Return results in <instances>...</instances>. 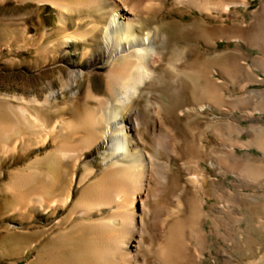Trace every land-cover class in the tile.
I'll list each match as a JSON object with an SVG mask.
<instances>
[{
  "label": "rangeland",
  "instance_id": "obj_1",
  "mask_svg": "<svg viewBox=\"0 0 264 264\" xmlns=\"http://www.w3.org/2000/svg\"><path fill=\"white\" fill-rule=\"evenodd\" d=\"M24 1L0 2V120H15L6 98L17 103L18 96L31 99L39 95L44 98L55 89L58 96L53 101V108L62 109H44L45 116L54 125L53 121L61 117L75 116L71 105L63 108L68 97L62 91L65 90L64 82L71 79L70 62L76 60L72 55L78 58L77 62H81L80 55L85 57V48L80 44L71 53L59 46V42L52 48L44 47L50 36L47 26L57 25L56 9L47 3L33 1L23 4ZM262 5L264 0H248L234 5L224 17L220 12L208 15L190 4L166 0L165 5L155 6L143 18L145 32L155 25L160 28L158 42L164 50L165 60L159 66L151 90L157 94L154 100L162 104L165 125L174 137L172 149L175 150L173 155L158 153L162 161L171 163L170 181L149 197L152 205L165 209L166 237L171 238L174 228L176 234L182 236L184 253L190 263L196 261L194 252L199 247L204 252L199 264H264V151L259 141L264 135ZM222 18L226 19V24ZM73 23L70 22L71 28L75 26ZM164 32L167 33L165 40ZM222 34L230 38H220ZM232 35L240 36L236 39ZM178 49H183L184 53L179 62L181 71L175 74L168 62ZM218 52L223 54L216 60L213 55ZM102 55L103 50L93 61L99 60ZM87 63L85 68L91 72L94 83L105 88L110 66L94 67L91 60ZM194 70L204 77L210 75L214 81L221 77L216 94L219 86H223L224 95H216L212 108L189 109L190 105H197L196 94L198 97L204 95L203 88L195 84ZM84 82L78 103L80 106H84L88 84L86 80ZM239 96L244 98L238 101ZM21 102L26 101L23 99ZM145 103V98L138 102L144 111ZM154 124L149 129L140 126L145 147L153 153L156 147L151 131L154 128L164 131L158 123ZM28 132V127L22 126L19 133L13 136L18 140V148L0 153V264H40L38 252L41 243L37 228L45 227L47 238L63 230L65 227L59 219H63L74 205L59 208L56 213L53 210L42 213L32 207L27 214H21L14 208L18 201L5 188L11 179V172L30 163L39 164L35 160L54 150L62 140L73 141L69 137L58 139L55 136L57 133L54 135L51 130L46 141L45 134H41L38 137L40 141L37 143L32 138L35 142L27 148L24 146L27 141L22 142V139ZM239 140L251 143L241 145ZM232 143H237L235 152L238 157L227 152L231 150ZM101 152L100 146L95 145L84 153L79 166L75 167L71 161L55 193L61 187L65 191L72 189L78 199L83 188L102 173L105 165ZM224 153H227L228 163L223 159ZM240 161L255 165L259 174L246 176V172L245 175L240 174L229 166L230 162ZM85 164L96 166L97 171L80 183ZM195 173L200 183L192 180L191 175ZM174 193H180L182 208L177 214L181 220L172 228L171 223L177 215L170 216L167 211L176 205L177 196ZM199 198L206 200L201 203ZM199 210L203 215L198 214ZM50 245L58 258H74L76 254L72 248L80 245V237L75 233L68 237L64 235ZM184 264H187L186 261Z\"/></svg>",
  "mask_w": 264,
  "mask_h": 264
},
{
  "label": "bare ground",
  "instance_id": "obj_2",
  "mask_svg": "<svg viewBox=\"0 0 264 264\" xmlns=\"http://www.w3.org/2000/svg\"><path fill=\"white\" fill-rule=\"evenodd\" d=\"M5 1L0 0L1 3ZM33 1L53 6L58 16L57 25L46 28L50 36L44 47L52 48L59 42V46L69 49L71 53L80 44L85 48L83 51L85 57L80 55L81 62H77L78 58L72 55L76 60L70 62L71 79L64 82L65 90L62 91L63 95L68 97V102L63 108L71 105V111L75 116L61 117L53 121L54 125L50 124L49 118L45 116V110L62 109L53 108V101L57 99L58 93L52 89L44 98L39 95L31 99L18 96L17 103L6 98L5 101L15 120H0V153L15 151L18 148V140L13 136L19 133L22 126L29 129L28 135L22 137V142L27 141V144H24L27 148L34 144L32 138L38 143L41 134H45L46 141L51 130L54 135L57 133L55 136L58 139L69 137L73 140L70 142L62 140L54 150L35 160V163L39 164L30 163L11 172V179L5 187L18 201L14 208L21 214H27L32 207L42 213L50 210L56 213L59 208L74 204L70 212L63 219H59L60 224L65 227L63 230L54 232L47 238L45 227L37 228L38 240L41 243L38 262L184 264L186 261L187 264H199L204 252L198 247L194 252L196 261L190 263L184 253L182 236L176 234L174 228L171 238L166 237L165 209L152 205L149 197L150 194L155 195L157 189H162L170 181L171 163L162 161L158 153L173 155L175 152L172 149L174 137L171 130L166 128L162 104L154 100L157 94L151 90L156 82L159 66L165 60L164 50L158 42L160 28L155 25L145 32L142 26L144 16H147L155 6L165 5L166 0H25L23 4ZM176 1L190 4L208 15L220 12L226 17L234 5L238 6L248 0ZM262 8L260 14L264 13ZM222 19L226 24V19ZM70 22H74L73 28ZM166 34L163 33L164 40ZM239 36L231 37L237 39ZM220 38L227 39L230 36L222 34ZM102 50L104 55L93 61ZM183 53V49L175 50V54L168 62L175 74L181 71L179 62ZM222 54L218 52L213 57L217 60ZM90 60L94 67L110 66L106 73L105 88L95 84L91 72L85 68ZM194 72L195 84L203 88L204 95L198 97L196 94L197 105H190L189 109L212 108V101H215L216 95L219 94V97L224 95L223 86H219L216 94L218 80L221 77L215 78L217 80L214 81L210 75L204 77L197 70ZM246 79L239 82V85ZM85 80L88 84L84 93V106H80L78 103ZM142 98L146 99L145 111L138 106ZM243 98L244 96H239L237 100ZM23 99L26 102H21ZM154 123H158L164 131H158L157 128L151 131L156 147V152L153 153L145 147L144 133L140 131V126L149 129L151 125H155ZM263 136L259 141L264 151ZM250 143L247 140L238 141L241 145ZM95 145L100 146L102 151V161L105 165L102 173L83 188L78 199L72 189L65 191V188L61 187V190L55 193L59 183L64 179V174L68 172L71 161L75 167L79 166L84 153ZM236 145L237 143H232L231 150L228 149L227 152L238 157L235 152ZM224 155L223 159L228 163L227 153ZM229 166L240 174L245 175L246 172V176L259 174L255 165H248L242 161L230 162ZM96 171V166L85 164L79 182H85ZM191 178L195 183L197 181L200 183L196 173L191 175ZM174 195L177 196L176 205L167 211L170 216L177 215L182 208L180 193ZM199 200L203 203L206 199ZM200 213L203 215L202 210H199L198 214ZM180 220V215H177L171 223L172 228ZM74 233L80 237V245L74 248L67 247L74 249L75 257L62 259L58 258V255L55 256L50 243L58 242L62 236L68 237ZM148 237L151 238L150 241Z\"/></svg>",
  "mask_w": 264,
  "mask_h": 264
},
{
  "label": "crops",
  "instance_id": "obj_3",
  "mask_svg": "<svg viewBox=\"0 0 264 264\" xmlns=\"http://www.w3.org/2000/svg\"><path fill=\"white\" fill-rule=\"evenodd\" d=\"M242 83H243V82H242ZM242 83H241V84H242Z\"/></svg>",
  "mask_w": 264,
  "mask_h": 264
}]
</instances>
